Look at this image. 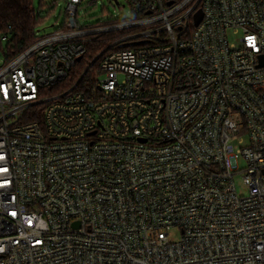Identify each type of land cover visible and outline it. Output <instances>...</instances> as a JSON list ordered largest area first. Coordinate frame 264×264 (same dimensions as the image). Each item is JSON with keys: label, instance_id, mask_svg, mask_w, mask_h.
Wrapping results in <instances>:
<instances>
[{"label": "built area", "instance_id": "built-area-1", "mask_svg": "<svg viewBox=\"0 0 264 264\" xmlns=\"http://www.w3.org/2000/svg\"><path fill=\"white\" fill-rule=\"evenodd\" d=\"M124 1L0 62V264H264V0Z\"/></svg>", "mask_w": 264, "mask_h": 264}, {"label": "trees", "instance_id": "trees-1", "mask_svg": "<svg viewBox=\"0 0 264 264\" xmlns=\"http://www.w3.org/2000/svg\"><path fill=\"white\" fill-rule=\"evenodd\" d=\"M45 6L44 0H40L39 6L35 0H0V46L4 54V59L9 61L19 53L23 52L40 37V26L43 25L47 14L41 11ZM52 6L50 9H53ZM64 21L60 25L63 27ZM131 31L99 33L92 37L86 43V52L82 59L73 68L72 74L68 79L55 87H48L47 91L58 92L72 87L81 75L84 73L89 64L111 43L116 41L123 34H130ZM5 42V45H3ZM122 44L115 47H121ZM100 57V56H99ZM96 61L82 79L77 89L83 90L91 79L93 69L98 65ZM46 91V90H45Z\"/></svg>", "mask_w": 264, "mask_h": 264}, {"label": "rangeland", "instance_id": "rangeland-1", "mask_svg": "<svg viewBox=\"0 0 264 264\" xmlns=\"http://www.w3.org/2000/svg\"><path fill=\"white\" fill-rule=\"evenodd\" d=\"M66 0H44L45 6L41 8L44 14H47L43 25L40 26V33H50L57 29L64 21V8ZM91 0H85L84 4L79 9L80 19L83 23H98L103 20L112 19V17L117 16H130L129 6L118 7L115 2H110V0H97L96 3H89ZM121 5L125 3L124 0H119ZM40 0H35V4L38 7ZM54 6L53 9H50ZM228 39L230 42H237L242 33H234L232 29L228 30ZM5 45V42H3ZM4 60V54L0 46V62ZM93 73V71H92ZM91 73V75H92ZM237 189L240 193L246 192V187L244 185L241 176L236 178ZM181 236L179 230H172L170 232L169 238L172 240H177Z\"/></svg>", "mask_w": 264, "mask_h": 264}, {"label": "water", "instance_id": "water-1", "mask_svg": "<svg viewBox=\"0 0 264 264\" xmlns=\"http://www.w3.org/2000/svg\"><path fill=\"white\" fill-rule=\"evenodd\" d=\"M116 2V0H115ZM203 18V12L201 9H199L195 15H194V21H195V25L198 26L201 22ZM81 59V57L78 58V61ZM98 59V57H96L90 64L89 66L86 68V70L84 71L82 77L89 71L90 67L96 62V60ZM264 65V56L261 57L260 59V66H263Z\"/></svg>", "mask_w": 264, "mask_h": 264}]
</instances>
